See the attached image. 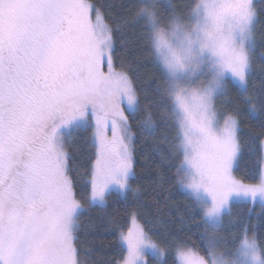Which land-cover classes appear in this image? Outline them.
Segmentation results:
<instances>
[{
	"label": "snow or ice",
	"instance_id": "obj_1",
	"mask_svg": "<svg viewBox=\"0 0 264 264\" xmlns=\"http://www.w3.org/2000/svg\"><path fill=\"white\" fill-rule=\"evenodd\" d=\"M112 7L0 0V264H91L82 259L85 204L107 209L114 190L125 201L142 195L133 187L137 133L175 169L170 180L189 201L205 255L179 235L184 216L172 228L133 209L124 222L107 221L119 253L107 264H264L257 225L226 222L234 202L249 215L258 203L264 216V87H250L258 44L264 61V0ZM137 29L151 89L138 86L139 63L127 59L126 37ZM245 116L259 126L246 137ZM73 132L94 150L82 186L68 150ZM246 156L252 166L237 176Z\"/></svg>",
	"mask_w": 264,
	"mask_h": 264
},
{
	"label": "trees",
	"instance_id": "obj_2",
	"mask_svg": "<svg viewBox=\"0 0 264 264\" xmlns=\"http://www.w3.org/2000/svg\"><path fill=\"white\" fill-rule=\"evenodd\" d=\"M106 4L113 5L112 12L119 14L121 12V5L124 0H104ZM261 5L257 3V7ZM259 27V26H258ZM139 30H130L127 39V59L133 63V67L139 63L138 71H134V77L138 75V86L141 89H151L150 83H145L150 79L149 65L147 61V53L140 48V39L138 35ZM264 36V31L257 32V40L259 41ZM261 48L258 44L256 50V57L253 62V72L250 81V87H254L257 92L264 87V61L260 58ZM150 98V97H149ZM142 103L145 102V97L142 93ZM155 112V108H153ZM144 113L141 112V115ZM160 120V115L157 114V121ZM247 125V127H245ZM242 136L247 135L248 128L258 130V123L255 119H248L244 117V122L241 124ZM135 130V129H134ZM135 172L136 179L133 181V187L137 184L141 188L142 195L138 199H133L131 193L128 194L127 201L118 193L113 191L109 196L107 209L100 207L87 208L85 204V212L81 216V240L83 241L82 259H89L91 264H107V260L118 256V250L114 243V236L107 231V221L110 216L114 215L118 220L124 222L131 210L138 212L142 218L153 220L156 218L160 221L167 222L172 228L180 227L181 216L185 217L188 223L185 224V232L179 233L182 238H188L195 242L191 247L201 255H205L199 237L193 235L196 232L194 225L190 224V218L186 216V205L189 203L185 199L184 192L173 186L170 176L175 169L169 168L166 164H162L159 157L152 151V139L149 138L145 142L137 133L135 144ZM68 150L72 156L71 163L74 171L73 175L77 181L78 186H82L87 180L86 171L90 163L89 156L93 149L90 148L86 142V134L83 132H73L70 134ZM252 161L249 157H245L238 164L237 176L246 174L251 168ZM260 212V206L257 203L254 207V212L248 214V206L244 202H234L232 207V217L234 219L239 217L248 220L250 225H257L258 234L264 233V216H257ZM191 227V231L187 229ZM90 255L86 256L84 253L88 250Z\"/></svg>",
	"mask_w": 264,
	"mask_h": 264
},
{
	"label": "rangeland",
	"instance_id": "obj_3",
	"mask_svg": "<svg viewBox=\"0 0 264 264\" xmlns=\"http://www.w3.org/2000/svg\"><path fill=\"white\" fill-rule=\"evenodd\" d=\"M115 192H118V191H116V190H114ZM119 193V192H118ZM201 255V254H200ZM203 256V255H202Z\"/></svg>",
	"mask_w": 264,
	"mask_h": 264
}]
</instances>
